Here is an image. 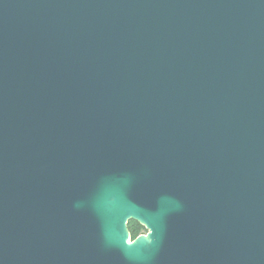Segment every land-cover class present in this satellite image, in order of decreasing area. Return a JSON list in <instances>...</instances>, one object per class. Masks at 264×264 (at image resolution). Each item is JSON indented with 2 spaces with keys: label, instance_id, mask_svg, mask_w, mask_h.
I'll use <instances>...</instances> for the list:
<instances>
[{
  "label": "water",
  "instance_id": "obj_1",
  "mask_svg": "<svg viewBox=\"0 0 264 264\" xmlns=\"http://www.w3.org/2000/svg\"><path fill=\"white\" fill-rule=\"evenodd\" d=\"M0 264H264V0H0Z\"/></svg>",
  "mask_w": 264,
  "mask_h": 264
},
{
  "label": "trees",
  "instance_id": "obj_2",
  "mask_svg": "<svg viewBox=\"0 0 264 264\" xmlns=\"http://www.w3.org/2000/svg\"><path fill=\"white\" fill-rule=\"evenodd\" d=\"M142 229H143V226H141L139 223L135 221L128 222V230L131 235V240H134L139 235V232Z\"/></svg>",
  "mask_w": 264,
  "mask_h": 264
},
{
  "label": "flooded vegetation",
  "instance_id": "obj_3",
  "mask_svg": "<svg viewBox=\"0 0 264 264\" xmlns=\"http://www.w3.org/2000/svg\"><path fill=\"white\" fill-rule=\"evenodd\" d=\"M131 221H133V220H131ZM136 222V221H135ZM138 223V222H137ZM141 225V224H140ZM142 226V225H141ZM147 233V230L143 227V229L142 230H140V232H139V235H141V234H146ZM138 235V236H139ZM137 236V237H138Z\"/></svg>",
  "mask_w": 264,
  "mask_h": 264
}]
</instances>
